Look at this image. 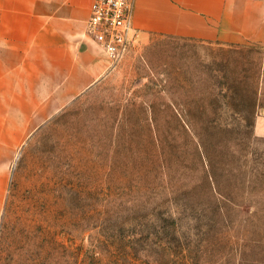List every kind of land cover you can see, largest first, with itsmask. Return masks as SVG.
I'll list each match as a JSON object with an SVG mask.
<instances>
[{"label": "rangeland", "instance_id": "1", "mask_svg": "<svg viewBox=\"0 0 264 264\" xmlns=\"http://www.w3.org/2000/svg\"><path fill=\"white\" fill-rule=\"evenodd\" d=\"M133 30L113 64L88 20L106 73L0 138V264H264V45Z\"/></svg>", "mask_w": 264, "mask_h": 264}, {"label": "crops", "instance_id": "2", "mask_svg": "<svg viewBox=\"0 0 264 264\" xmlns=\"http://www.w3.org/2000/svg\"><path fill=\"white\" fill-rule=\"evenodd\" d=\"M92 2L0 0V138L22 142L29 110L43 111L42 122L45 111L60 110L106 73L107 60L87 35ZM134 27L143 38L158 33L264 45V0H135ZM254 131L264 136V110ZM4 175L0 170V199Z\"/></svg>", "mask_w": 264, "mask_h": 264}, {"label": "built area", "instance_id": "3", "mask_svg": "<svg viewBox=\"0 0 264 264\" xmlns=\"http://www.w3.org/2000/svg\"><path fill=\"white\" fill-rule=\"evenodd\" d=\"M135 0H93L89 24L110 62L126 52L133 33Z\"/></svg>", "mask_w": 264, "mask_h": 264}]
</instances>
